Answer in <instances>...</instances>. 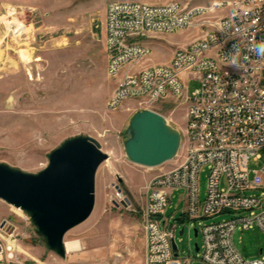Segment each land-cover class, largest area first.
Here are the masks:
<instances>
[{
	"label": "rangeland",
	"instance_id": "rangeland-1",
	"mask_svg": "<svg viewBox=\"0 0 264 264\" xmlns=\"http://www.w3.org/2000/svg\"><path fill=\"white\" fill-rule=\"evenodd\" d=\"M124 0H0V165L28 174H38L49 164L53 151L76 137L96 139L109 159L96 177V204L87 221L69 231L65 241L78 240L83 250L67 253L71 264H144L145 235L140 215L148 182L181 162L186 144L188 104L170 98L154 110L182 136L176 159L149 169L128 161L124 142L132 116L140 110L139 99H128L116 109L108 106L118 78L107 72L109 56L105 48L106 6ZM149 4L178 2L188 6H210L234 0H138ZM228 13V9L217 15ZM18 29V30H17ZM199 28L139 37L151 54L132 71L168 65L172 53ZM194 37V35H193ZM194 37L192 41L197 39ZM191 41V42H192ZM190 42V43H191ZM123 68V72L126 71ZM120 80V79H119ZM182 82L188 95L200 87L194 76ZM260 161L250 160V168L261 170ZM211 167L199 175V200H206ZM121 181V182H119ZM119 186L131 203L130 208L112 203ZM251 194L250 192L247 193ZM185 193L175 191L166 212L178 227L175 242L181 259L204 264L201 229L240 217H255L259 211L227 212L199 220L185 219ZM10 224L15 243L27 264H41L39 252L58 256L49 250L31 218L0 200V227ZM185 229L184 234L180 231ZM198 231V236L195 235ZM233 242L246 262L264 261V232L257 226H238Z\"/></svg>",
	"mask_w": 264,
	"mask_h": 264
},
{
	"label": "built area",
	"instance_id": "built-area-1",
	"mask_svg": "<svg viewBox=\"0 0 264 264\" xmlns=\"http://www.w3.org/2000/svg\"><path fill=\"white\" fill-rule=\"evenodd\" d=\"M225 9L227 14L217 15ZM195 28L200 36L176 50L168 65L132 71L151 54L137 41L139 37ZM105 48L109 76L121 75L109 108L116 109L128 99H139L141 109L154 112L155 105L170 98H185L189 106L181 162L147 184L140 210L144 264H191L174 249L178 227L171 223L173 217L166 218L171 195L179 190L186 202L182 221L259 211L253 218L204 226L199 248L204 264H264L246 262L233 242L238 226L243 230L257 226L264 232V166L259 171L250 168V160L260 161L264 153V0L210 6L112 1L106 6ZM188 76L200 82L191 95L182 82ZM207 166L211 170L206 200L201 203L199 175ZM127 199L115 189L113 204L130 208ZM0 264H27L10 224L0 227Z\"/></svg>",
	"mask_w": 264,
	"mask_h": 264
},
{
	"label": "water",
	"instance_id": "water-1",
	"mask_svg": "<svg viewBox=\"0 0 264 264\" xmlns=\"http://www.w3.org/2000/svg\"><path fill=\"white\" fill-rule=\"evenodd\" d=\"M127 133L128 161L149 169L174 161L182 144L181 134L167 119L149 109L132 116ZM108 159L96 139L76 137L53 151L48 166L38 174L0 165V200L27 213L49 250L65 258V237L92 215L97 173ZM116 189L122 192L119 186Z\"/></svg>",
	"mask_w": 264,
	"mask_h": 264
},
{
	"label": "crops",
	"instance_id": "crops-1",
	"mask_svg": "<svg viewBox=\"0 0 264 264\" xmlns=\"http://www.w3.org/2000/svg\"><path fill=\"white\" fill-rule=\"evenodd\" d=\"M190 30L192 31V29H190ZM187 31H189V30H187ZM191 34H192V32L189 33L188 35H191ZM193 35H194V37H199L200 33L199 34L194 33ZM193 35L189 36L188 39L186 41H184V43H182V45H181L182 48L186 47L194 39ZM174 53H172L171 60L174 56ZM171 60H170V62H171ZM120 78H121V75L119 76L118 81ZM38 256H39L38 261L41 264H71L72 263V260L68 257L62 258L60 256L50 255V254H47L45 252V250L40 251Z\"/></svg>",
	"mask_w": 264,
	"mask_h": 264
},
{
	"label": "bare ground",
	"instance_id": "bare-ground-1",
	"mask_svg": "<svg viewBox=\"0 0 264 264\" xmlns=\"http://www.w3.org/2000/svg\"><path fill=\"white\" fill-rule=\"evenodd\" d=\"M217 3H232L231 2H226V1H221ZM18 30V29H17ZM65 250L66 252L69 253H77L83 250L82 244L78 240L74 241H65Z\"/></svg>",
	"mask_w": 264,
	"mask_h": 264
}]
</instances>
